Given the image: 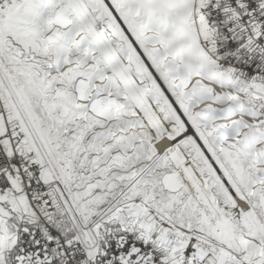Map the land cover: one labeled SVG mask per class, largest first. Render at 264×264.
Masks as SVG:
<instances>
[{
    "label": "snow or ice",
    "instance_id": "obj_1",
    "mask_svg": "<svg viewBox=\"0 0 264 264\" xmlns=\"http://www.w3.org/2000/svg\"><path fill=\"white\" fill-rule=\"evenodd\" d=\"M0 264H264V0H0Z\"/></svg>",
    "mask_w": 264,
    "mask_h": 264
}]
</instances>
